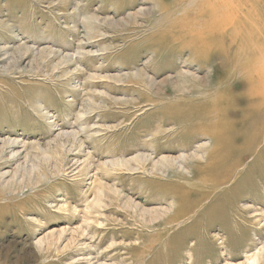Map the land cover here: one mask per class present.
Segmentation results:
<instances>
[{
  "label": "rangeland",
  "instance_id": "obj_1",
  "mask_svg": "<svg viewBox=\"0 0 264 264\" xmlns=\"http://www.w3.org/2000/svg\"><path fill=\"white\" fill-rule=\"evenodd\" d=\"M198 3L0 0V264H264V122L224 54L264 71V0L187 48Z\"/></svg>",
  "mask_w": 264,
  "mask_h": 264
},
{
  "label": "bare ground",
  "instance_id": "obj_2",
  "mask_svg": "<svg viewBox=\"0 0 264 264\" xmlns=\"http://www.w3.org/2000/svg\"><path fill=\"white\" fill-rule=\"evenodd\" d=\"M181 1V0H180ZM160 4V3H158ZM198 8L196 10V12H199V17L196 18H192L189 15H185L182 16L183 18L181 20L178 21H174L175 26L170 28V33H173V29H177L180 30L181 32H183L184 34H186V38L189 37L190 42L187 44H185L184 46L188 48L189 44L190 46L192 45L193 47H199V46H204L209 44L210 42H213V38L211 37L212 35V30L214 28V26H221L224 27L226 24L224 22H222L221 20H223L225 17H223L224 15H231V8L228 5V0H199L198 3ZM240 5V4H239ZM157 6V5H156ZM237 6V5H236ZM239 7V6H238ZM157 10L161 9L162 11L163 6L161 7V5H158ZM208 9V10H207ZM236 9V8H235ZM141 11V10H140ZM142 12V11H141ZM139 13V12H138ZM136 14V13H135ZM134 14V15H135ZM145 14V12H144ZM190 14V13H188ZM244 15V14H243ZM242 15L240 14H235L234 17L236 18V20H238L240 23L243 22L242 19L239 20V17H241ZM131 17V16H130ZM245 17V16H244ZM254 21V20H253ZM253 21L247 19V23H251L253 24ZM225 24V25H224ZM239 25V24H238ZM243 26V25H242ZM241 26V27H242ZM226 27V26H225ZM228 27V26H227ZM234 29V27H233ZM239 29V28H238ZM237 29V30H238ZM224 30V29H223ZM226 31V29H225ZM236 31V30H235ZM243 31V30H242ZM211 33V34H210ZM245 33V32H243ZM218 34V33H217ZM233 35V33H231ZM227 35V34H226ZM225 34H220L218 37H221L220 40L218 39V46L216 47L217 50H223L226 51V47L224 44V41L222 39L223 36H226ZM159 36V35H158ZM228 36V35H227ZM236 36V35H235ZM240 37V35L238 36V38ZM162 38V37H160ZM216 39V38H215ZM253 40V39H252ZM210 41V42H209ZM223 41V42H222ZM242 42V45L247 43V40H244L243 38H241L239 41H237L235 38H232L229 40V48H233L234 46H238L240 45ZM215 43V42H214ZM243 47V46H242ZM236 49V48H235ZM242 50V49H241ZM230 51V50H229ZM232 51V50H231ZM239 52V51H238ZM43 53V52H42ZM54 53V52H53ZM243 53V52H242ZM44 54V53H43ZM228 64L231 65L233 67V65H235L237 67V69L240 71V75L242 76L243 80H245V83L243 81V84L246 86L247 90H246V94L249 101L248 104V109H250V116H255L258 119H261L262 122H264V71L263 70H258V68L255 67L253 62H247L244 64H237V58H236V54H229L224 52ZM50 55V54H49ZM70 58V57H69ZM42 59V58H41ZM68 60V59H67ZM64 60H62L61 62H63ZM67 62V61H66ZM18 67V66H17ZM234 68V67H233ZM144 77V76H143ZM147 77V76H146ZM208 77V76H207ZM118 78V77H117ZM204 79V78H203ZM153 80V79H152ZM202 79H200L201 81ZM205 80V79H204ZM144 81V80H142ZM165 81V80H164ZM181 82V81H180ZM152 83V82H151ZM164 83V82H163ZM150 84V83H149ZM148 85V84H147ZM181 86V85H180ZM181 93V92H179ZM184 94V93H182ZM225 109H227V106L225 107ZM225 109L221 106V109L219 107H214L213 109H207L204 113V117L201 119V117H199L197 119V122L199 124H203L204 123V119L205 117H218L220 115L223 114V112L225 111ZM198 124V125H199ZM228 128H212L210 129V132L213 134V136L216 135H220L223 136ZM257 134L259 135V130H257ZM66 135V134H65ZM69 135V134H68ZM61 136V135H60ZM67 137V136H66ZM198 137V136H197ZM196 139V138H195ZM75 140V138L73 139ZM77 140V139H76ZM70 141V140H69ZM72 142V141H71ZM4 143V142H3ZM14 143V142H12ZM10 141V144H12ZM68 143V142H67ZM70 143V142H69ZM76 143V142H75ZM8 145V144H7ZM63 145V144H62ZM217 150L213 153V156L211 158V160L207 163L206 168L208 169L207 171H213L216 166H219L222 161H221V156L224 154V156H226V153L224 152L223 148L220 146H216ZM37 149V148H36ZM48 149V148H47ZM223 152V154L220 151ZM55 152V151H54ZM53 153V152H52ZM40 157V156H39ZM48 157V156H47ZM49 158V157H48ZM136 158V157H135ZM188 157H185L184 155H182L180 158H168L164 161L163 166L164 168L167 166H170L171 168L174 167V165H180L179 162L180 160H185ZM190 158V157H189ZM149 157L146 156H141L140 160L144 161V160H148ZM134 161H136L134 159ZM133 161V162H134ZM162 161V160H161ZM138 162V161H137ZM132 163V162H131ZM146 163V162H145ZM162 163V162H161ZM121 164V163H120ZM119 164V165H120ZM156 164V162H155ZM154 164V165H155ZM130 165V164H129ZM159 165V164H158ZM157 165V168H158ZM127 166V164H126ZM180 167V166H179ZM37 168V167H36ZM156 168V170H157ZM161 168V167H160ZM163 168V167H162ZM155 169V168H154ZM40 170V169H39ZM180 177V173L177 174ZM176 175V176H177ZM4 176V175H3ZM25 180V179H24ZM229 181V178H225V179H214V181L212 180V175L211 174H207L205 175V178L202 180L203 184H205V186H213L214 185H221L225 182ZM9 185V184H8ZM176 187V186H175ZM173 187V196L175 198H180L181 196H186L188 195L190 192L187 190H184L183 188H181L180 186H177L176 188ZM139 205H136V207ZM140 207V206H139ZM159 211V210H158ZM144 212H147V210H144ZM161 213V212H160ZM164 213V212H163ZM154 214V213H153ZM157 214V213H156ZM146 215V214H144ZM151 215V214H150ZM155 217V216H153ZM145 219V218H144ZM147 219V218H146ZM160 219V218H159ZM153 220V219H150ZM155 220V219H154ZM245 223V222H244ZM62 235V234H61ZM52 236V235H51ZM264 252V250H262ZM259 261L258 255H255L251 261L252 264H257Z\"/></svg>",
  "mask_w": 264,
  "mask_h": 264
}]
</instances>
